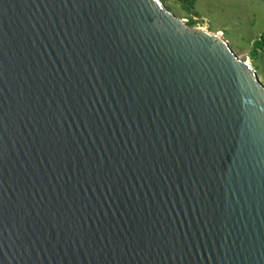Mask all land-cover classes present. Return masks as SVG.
Returning <instances> with one entry per match:
<instances>
[{
  "label": "water",
  "instance_id": "water-1",
  "mask_svg": "<svg viewBox=\"0 0 264 264\" xmlns=\"http://www.w3.org/2000/svg\"><path fill=\"white\" fill-rule=\"evenodd\" d=\"M0 264H264V83L163 0H0Z\"/></svg>",
  "mask_w": 264,
  "mask_h": 264
},
{
  "label": "rangeland",
  "instance_id": "rangeland-1",
  "mask_svg": "<svg viewBox=\"0 0 264 264\" xmlns=\"http://www.w3.org/2000/svg\"><path fill=\"white\" fill-rule=\"evenodd\" d=\"M166 7L187 24L221 32L237 55L252 64L264 83V0H163ZM221 29L220 31H218Z\"/></svg>",
  "mask_w": 264,
  "mask_h": 264
},
{
  "label": "trees",
  "instance_id": "trees-1",
  "mask_svg": "<svg viewBox=\"0 0 264 264\" xmlns=\"http://www.w3.org/2000/svg\"><path fill=\"white\" fill-rule=\"evenodd\" d=\"M183 1H185V0H183ZM188 1V3H190V6H188V9H192L191 8V5H192V3L195 1V0H187ZM263 45H264V43L262 42V40H258V41H256V43H255V50L257 49V48H263Z\"/></svg>",
  "mask_w": 264,
  "mask_h": 264
},
{
  "label": "bare ground",
  "instance_id": "bare-ground-1",
  "mask_svg": "<svg viewBox=\"0 0 264 264\" xmlns=\"http://www.w3.org/2000/svg\"><path fill=\"white\" fill-rule=\"evenodd\" d=\"M221 35V32H218Z\"/></svg>",
  "mask_w": 264,
  "mask_h": 264
},
{
  "label": "crops",
  "instance_id": "crops-1",
  "mask_svg": "<svg viewBox=\"0 0 264 264\" xmlns=\"http://www.w3.org/2000/svg\"><path fill=\"white\" fill-rule=\"evenodd\" d=\"M221 29H219L218 31H220ZM222 32V31H221Z\"/></svg>",
  "mask_w": 264,
  "mask_h": 264
}]
</instances>
